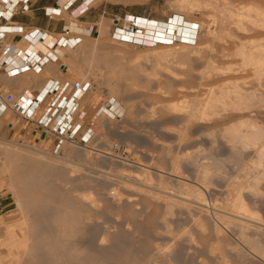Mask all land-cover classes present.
Listing matches in <instances>:
<instances>
[{
	"label": "rangeland",
	"instance_id": "obj_1",
	"mask_svg": "<svg viewBox=\"0 0 264 264\" xmlns=\"http://www.w3.org/2000/svg\"><path fill=\"white\" fill-rule=\"evenodd\" d=\"M98 1L114 15L100 22L99 34L67 51L68 63L78 81L93 84L94 96L118 100L125 115L102 116L94 140L67 142L60 153L12 140L8 121L0 120V197L8 204L0 217V264H264V154L255 141L256 128L264 132V78L257 81L251 68L223 74L243 79L238 84L257 91L256 98L241 101L239 112L221 103L210 111L204 103L211 92L220 95L226 79L202 74L209 60L219 69L242 65L239 56L219 53L224 46L237 51L220 36V10H239L249 0ZM129 16L191 23L194 40L180 44L173 31L168 48L150 36L143 37L146 45L123 41L116 29ZM232 28L264 45L261 30ZM229 119L238 126L253 121L254 140L246 132L251 145L235 140ZM245 127L241 132L251 129ZM236 200L245 204L236 211L254 215L258 225L248 230L226 218ZM13 232L24 236L25 247L8 241Z\"/></svg>",
	"mask_w": 264,
	"mask_h": 264
},
{
	"label": "crops",
	"instance_id": "obj_2",
	"mask_svg": "<svg viewBox=\"0 0 264 264\" xmlns=\"http://www.w3.org/2000/svg\"><path fill=\"white\" fill-rule=\"evenodd\" d=\"M11 1H20L19 7H22V0H9V2ZM60 1L30 0V7L27 11H23L20 7L12 18L9 19V15L3 17L0 22V32L4 34L5 42L12 44L15 49L26 51L30 47V43L24 33L35 30L46 35L45 38L39 39V47L36 45L32 47L35 54H44L46 52L44 50H50V46L60 50L58 51L59 57L57 59L55 57L39 73L29 72L10 76L5 72H0V92L19 96L23 91L30 90L34 95H37L47 85L78 81L74 72L70 70L67 51L80 47L84 38L99 34L100 22L102 20L106 21L109 16L114 15V9L111 7L109 10L108 2L105 4L103 1L99 2L98 0H90L84 8L82 6L85 0H76L70 8L65 9ZM2 4V0H0V9L3 10L4 5ZM57 5L62 7L61 13L59 16H50V10ZM86 9L87 11L83 13ZM68 28L73 31V36L82 38L81 43L76 48H71L61 41L64 30ZM60 41L62 42L61 45H59ZM35 42H37V38ZM39 49L43 52H40ZM92 89L93 84L81 99V114L83 115L77 119V122L82 124L80 133L86 132L91 123L94 124V130H96L101 117L106 116L105 114L98 115V112L107 100L101 101L99 97L94 96ZM48 104L49 101L44 102L35 111L34 122L24 121L18 124L12 121L13 114L8 112L0 115V120L8 121L4 126L6 136L43 151L60 153L64 144L69 142L67 138L50 128L39 126L37 123L39 117L47 109ZM7 207L8 204H5L2 197H0V217L7 213Z\"/></svg>",
	"mask_w": 264,
	"mask_h": 264
},
{
	"label": "built area",
	"instance_id": "obj_3",
	"mask_svg": "<svg viewBox=\"0 0 264 264\" xmlns=\"http://www.w3.org/2000/svg\"><path fill=\"white\" fill-rule=\"evenodd\" d=\"M29 2L30 0H22V7H20L23 11L29 9ZM75 2L76 0H67V4L64 6L65 9L70 8ZM2 3L4 9H0V22L6 15H9V19L12 18L20 9V1L9 2V0H2ZM61 10L62 7L57 5L50 10V16H59ZM86 11L87 9L83 13ZM143 29L139 24L138 17H127V23L125 26L117 28L116 35H118L117 38L123 41L127 40L131 43L141 42L143 45H146L143 40V37H145L142 32ZM124 35H128V37ZM24 36L30 43V47L26 51L17 50L12 44L6 43L4 34L0 32V72H5L10 76L29 72L39 73L55 57V59L59 57L58 51L60 49H54V46H50V50H44L46 52L42 55H37L33 52L32 47L38 46L39 39L45 38V34L34 30L25 32ZM139 36L140 39L137 38ZM36 38L37 42H35ZM81 40L80 36H73V31L69 28L64 30V36L61 39L63 43L71 48H76L81 43ZM192 40L194 39L190 38L187 42H191ZM61 41L59 45L62 44ZM40 52L43 51L40 50ZM91 87V82L74 81L72 83H53L47 85L37 95H34L30 90L23 91L19 96L0 92V115L9 112L14 115L15 121L18 124L24 121L34 122L35 111L44 102L49 101L47 109L39 117L38 125L62 134L69 142L86 145L95 139L97 129L94 130V124L91 123L86 132L80 133L82 124L78 123L77 119L83 115L81 114V99ZM101 114H105L113 120H120L125 115V109L118 100L109 98L98 112V115ZM119 149L118 145L114 146V150L117 151Z\"/></svg>",
	"mask_w": 264,
	"mask_h": 264
},
{
	"label": "bare ground",
	"instance_id": "obj_4",
	"mask_svg": "<svg viewBox=\"0 0 264 264\" xmlns=\"http://www.w3.org/2000/svg\"><path fill=\"white\" fill-rule=\"evenodd\" d=\"M223 1V0H222ZM61 3H62V5L63 6H65L66 4H67V0H61L60 1ZM85 3H84V5L82 6L83 8L85 7V6H87V4L90 2V0H85L84 1ZM228 3H229V1H227ZM245 2H247V1H245ZM211 3V2H210ZM209 3V4H210ZM214 3H215V1H214ZM214 3H212L213 4V6L212 7H214ZM217 3V2H216ZM219 3V2H218ZM227 3V4H228ZM248 4H246L245 5V3L243 2V8L241 7L239 10H234V9H229V7H231V6H227V7H225L227 4L224 2V4H226L224 7L225 8H222L220 11H223L222 13H223V15H222V13H221V15H222V20H220V21H223V23L221 24L220 23V27L223 25V27H224V29L223 28H220L221 29V31H224V32H222V33H224V35H220V36H223V39L225 40H230V41H228V42H230V44H235V47L237 48V51H236V54H232L230 51H228L229 49H227V48H225V46L223 47L224 49L223 50H219L218 49V51H220L219 53H221V57L222 56H224V57H227V58H231V57H233V56H239L240 58H241V66H240V68H238V69H234L233 67V69L232 68H228V69H226L225 67V69H222L223 67H221V69H219V67L218 66H216V65H214V62L215 61H210L209 59V61L207 62V64L209 65V64H212V65H214V66H212V65H210L211 67H209V69H206V70H208V71H206V75L204 74V71H203V76L205 77V76H207L208 75V77L209 76H211V79L213 78L212 77V75H214L215 73H219V74H222V76H223V74L225 75V74H228V73H230L231 71L232 72H236V73H242V71H247V70H249L248 68H251L250 70L252 71L251 73H254L255 74V79H256V77H257V81H259V80H261L262 78H264V45L263 44H254L253 42H256L254 39H252V40H250V42H248V37H246L245 36V38H242V36L240 35L241 33H239V35L240 36H236L235 35V33H233L231 30H233V28L232 29H230L231 28V26L233 25V27H234V29H235V27L237 28V29H239V31L238 32H243V33H245V34H251V32L252 31H254L255 32V30H261L263 33H264V0H249V2H247ZM211 5V4H210ZM217 6V5H216ZM221 6V5H220ZM81 7V8H82ZM217 7H219V6H217ZM216 8V7H215ZM212 9H214V8H212ZM218 12V11H217ZM219 13V12H218ZM216 14V13H215ZM217 15V14H216ZM220 15V16H221ZM218 16H219V14H218ZM217 16V17H218ZM129 17H131V16H129ZM220 18V19H221ZM215 20V19H214ZM216 21V20H215ZM184 22V21H183ZM162 23V22H161ZM215 23H217V21L215 22ZM139 24H140V26L142 27V28H144L143 29V35H145V36H150L152 39H153V41L152 42H154V41H160V42H164V43H160L161 44V47H163V48H166V43H167V41H169L170 40V38H172L171 36V34L173 33V31H177L178 33H179V35H177L175 38H179V41H182V42H180V44H184V45H187V42L186 41H189V39L191 38V34H192V25H191V23H189V24H186V22L184 23L185 24V26L184 27H182L181 26V24H182V21L181 20H179L178 22H176L174 19L171 21V23H169V24H162V25H159L158 24V22H156V21H151V20H149V19H147V18H143V17H139ZM219 25V24H218ZM165 28H167V30H168V33L166 32V31H164V29ZM146 32H145V31ZM220 31V32H221ZM233 31H237V30H233ZM260 31V32H261ZM166 32V33H165ZM257 32H259V31H257ZM259 32V33H260ZM242 33V34H243ZM258 33V34H259ZM165 34V35H164ZM244 34V35H245ZM255 34V33H254ZM261 34V37L263 38V35L264 34H262V33H260ZM260 34H259V36H260ZM82 35V34H81ZM253 35V34H252ZM251 35V36H252ZM256 35V34H255ZM125 37H128V35H124ZM140 37V36H139ZM244 37V36H243ZM250 37V36H249ZM254 37V36H253ZM138 38V37H137ZM146 37H144V39H145ZM262 38H260V39H262ZM219 39V38H218ZM221 39V38H220ZM244 39H247V41L246 40H244ZM223 40V42L225 43V41ZM263 40V39H262ZM127 41V40H126ZM252 41V42H251ZM264 41V40H263ZM170 42H172V41H170ZM221 42H222V39H221ZM258 42V41H257ZM176 43V42H175ZM168 44V43H167ZM164 45H165V47H164ZM228 45H229V43H228ZM169 46V45H168ZM168 46H167V48H168ZM179 46H181V45H179ZM170 47V46H169ZM221 47V48H222ZM227 47V46H226ZM230 48V47H229ZM211 50H212V48H211ZM216 51V50H215ZM197 53L199 52V51H196ZM195 52V53H196ZM192 53V52H191ZM193 53H194V51H193ZM196 53V54H197ZM204 53V52H203ZM214 53V52H213ZM215 55V54H214ZM219 55V54H218ZM217 55V56H218ZM187 56V55H186ZM202 56V55H201ZM200 57V56H199ZM214 57V56H213ZM216 57V56H215ZM178 58V57H177ZM205 59V58H204ZM212 59H214V58H212ZM211 59V60H212ZM205 63H206V61H204ZM209 62H211V63H209ZM217 69H216V68ZM206 68H207V66H206ZM222 70V71H221ZM248 72V71H247ZM198 73H200V72H198ZM218 74V75H219ZM234 74V73H233ZM243 74H245L244 72H243ZM218 75H216V76H218ZM239 75V74H238ZM216 76H214L215 78H217ZM221 76V77H222ZM202 77V76H201ZM218 77H220V76H218ZM229 77V76H228ZM228 77L227 78H225L226 79V81H225V83H224V85L222 86V88H221V93H220V95L218 96L215 92H211L210 93V95H208L209 97H208V99H207V101L204 103V107H206V109L208 110V109H210V111H212L211 109L212 108H215L217 105L219 106L220 104L219 103H221V104H223V105H227V104H230L229 106L231 107V105L232 106H234V105H236V107H234V109L236 110V111H238L239 112V110H244V107L242 106V105H246V103H244V102H241V101H243V100H245L246 98H248L249 97V95L251 96V97H253L254 96V98H256V96H255V93L257 92V91H255V92H253V91H251V89H250V92H249V90L248 89H246V90H248V91H246V90H244L245 89V87L242 85V84H244V83H242V81H240V80H243V79H240L239 77V80L238 79H232V78H234V77H229V79H228ZM206 78V77H205ZM214 78V79H215ZM209 79V78H208ZM223 79H224V76H223ZM224 79V80H225ZM237 81H239V82H237ZM243 82H245V81H243ZM256 82V81H255ZM238 83H242V84H238ZM246 84V83H245ZM241 85H242V87H244V88H242L241 87ZM247 85V84H246ZM251 85V87H253L252 86V84H250ZM254 85V84H253ZM256 86L258 85H260L259 83L257 84H255ZM257 86V87H258ZM250 87V86H249ZM260 87V86H259ZM247 88V87H246ZM253 90V89H252ZM256 90H258V89H256ZM251 92H253V93H251ZM235 94V98L233 99V96L231 95V94ZM260 93H258V95H259ZM260 97V96H259ZM258 97V98H259ZM249 99H250V97H249ZM249 99H247V103H250V102H248V100ZM246 101V100H245ZM238 105H237V104ZM241 103H244V104H241ZM241 104V105H240ZM239 105L240 106H242V107H240L241 109H239L238 110V107H239ZM203 106V105H202ZM221 107V106H220ZM227 107H228V105H227ZM246 108H247V106H245ZM237 108V109H236ZM249 108V107H248ZM247 108V112H248V109ZM221 109V108H220ZM230 109V108H229ZM228 109V110H229ZM224 110V109H223ZM232 111H233V109H232ZM231 111V112H232ZM246 111V110H245ZM196 112V111H195ZM213 112H215V111H213ZM241 112V111H240ZM230 113V112H229ZM245 113V112H244ZM193 114V113H192ZM196 114V113H195ZM195 114H193V116L195 115ZM204 114V113H203ZM238 114V113H237ZM247 114V113H246ZM215 115H217V113L215 112ZM224 115V114H223ZM201 117V116H200ZM203 117V116H202ZM209 117V116H208ZM224 117V116H223ZM248 117V116H247ZM232 118V117H231ZM245 118V117H244ZM203 119H205V117H203ZM212 119V118H211ZM216 119H217V117H216ZM222 119H224V118H222ZM248 119H251V118H249L248 117ZM215 120V119H214ZM229 120H231V121H229ZM228 120V122H229V124L228 125H230L231 123L230 122H232L234 119H229ZM245 120V119H244ZM240 121H241V119H240ZM246 121V120H245ZM227 122V123H228ZM248 121H246L245 123H240V125L238 126V125H236V122L234 123V122H232L233 123V125L231 126V128H229L230 130L231 129H233V134H234V138H235V140H241V142H242V140H243V142L245 141V145H246V141L248 142V138H249V135L248 134H250L251 132H253V136L255 135L254 134V131H256V130H258L257 132H255V133H257L256 134V137H257V139H255V141H257L256 143H260L261 142V148H259L261 151L260 152H262L261 153V157H263L262 155L264 154V140H263V137H264V135H262V134H264V132L262 133V131H261V133H258L262 128V126L260 127L261 129L259 130L258 129V127L257 126H253V125H255L254 123H253V121H251L250 120V123L251 124H249V122L247 123ZM253 123V124H252ZM219 123H217V125H218ZM237 124H239V122L237 121ZM241 124L245 127L246 125L248 126V127H251V129L249 128V130L247 129L245 132H241V130L242 129H240V128H244V127H241ZM219 125H221V123L219 124ZM225 125H226V123H225ZM228 125H226V126H228ZM252 125V126H251ZM245 127V128H248V127ZM228 127H230V126H228ZM256 128V130H254L255 128ZM264 128V127H263ZM239 129V130H238ZM245 130V129H244ZM243 130V131H244ZM250 130H251V132H250ZM254 130V131H253ZM250 132V133H246V132ZM252 135V133L250 134V136ZM251 138H253L252 136H251ZM254 138H255V136H254ZM254 138H253V140H254ZM248 139V140H247ZM234 140V141H235ZM4 141V140H3ZM8 141V140H7ZM7 141H5V142H7ZM10 142V141H9ZM237 142V141H236ZM231 143H232V141H231ZM240 143V142H239ZM249 143V145H251L250 144V142H248ZM255 143V144H256ZM7 144V143H6ZM10 144H11V142H10ZM234 144V143H233ZM253 144V143H252ZM254 144V145H255ZM242 145V144H241ZM243 145H244V143H243ZM242 145V146H243ZM234 146V145H233ZM239 146V145H238ZM256 146H258V145H256ZM235 147H237V146H235ZM37 149V148H36ZM256 150V149H255ZM1 151V150H0ZM39 152H43V150H38ZM72 151V150H71ZM71 151L69 150V153H71ZM7 152L8 153H12V152H10V151H8V149H7ZM257 153H259V151L257 152ZM3 154H5V153H3ZM8 155V154H7ZM19 155H21V153L19 154L18 153V155L17 156H19ZM35 156V155H34ZM257 156H260V155H257ZM22 157V156H21ZM24 157V156H23ZM26 157V156H25ZM24 157V158H25ZM18 158V157H17ZM16 158V159H17ZM20 159H22V158H20ZM59 159V158H58ZM61 159V158H60ZM258 159H260V158H258ZM64 161V160H63ZM261 161H263V160H260V162ZM34 162V161H33ZM59 162V161H58ZM61 162V161H60ZM263 163V162H262ZM262 163H260V165H262ZM257 165H258V163H256ZM260 165L258 166V167H260ZM263 168V167H262ZM257 169H260V168H257ZM89 172H90V170H89ZM92 172V171H91ZM198 196V195H197ZM174 197V196H173ZM170 198V197H169ZM188 199V198H187ZM199 199V198H198ZM200 201V200H199ZM202 201H204V200H202ZM202 201L200 202V205L202 206L203 204H205V203H203L202 204ZM240 202V201H239ZM238 203V200H236V202H235V207H234V205L231 207V208H233V209H235L236 208V205H237V207H239V206H241L242 204H244V203H242L241 205H239V203ZM199 206V205H198ZM245 206V204L243 205V206H241V207H244ZM205 207V206H204ZM247 207V206H246ZM201 208V207H200ZM202 209V208H201ZM207 209V208H206ZM241 209V208H240ZM244 209H246V208H244ZM243 209V210H244ZM200 210V209H199ZM232 210V209H231ZM234 212H232V211H230V212H232V213H227L228 214V216H226V218H228V220H233V221H235V222H237V225H238V223L240 224V226H243L244 228H247V227H249V226H251V224H252V226H253V224H255V223H257V224H255V226L256 225H258V222H259V220H257V219H255L254 217V215L252 216L251 214H249L248 212H245V211H243V212H237L236 211V209L235 210H233ZM249 212H250V210H248ZM253 214V213H252ZM255 214V213H254ZM219 216V215H218ZM225 216H223V218H225ZM220 217H222V215L220 216ZM232 221V222H233ZM260 224L261 223H259V226H260ZM258 226V227H259ZM243 227H240V228H243ZM258 227H255V228H258ZM254 228V229H255ZM249 229H251L250 227L248 228V230ZM261 229V228H260ZM243 230V229H242ZM242 230H241V232H242ZM246 230V229H245ZM248 230H246V231H248ZM263 230V229H262ZM259 231H261V230H259ZM243 232H244V230H243ZM10 238L12 239V240H10ZM9 238V240L8 241H11V242H14V244H15V247H16V244H17V246L19 247V245H22L23 243H24V236L22 235V234H16V232H13V234L11 235V237ZM26 244V243H25ZM25 244L24 245H22V246H24L25 247ZM22 246H20V247H22ZM17 247V248H18ZM19 247V248H20ZM10 249H12V246L10 247Z\"/></svg>",
	"mask_w": 264,
	"mask_h": 264
},
{
	"label": "trees",
	"instance_id": "obj_5",
	"mask_svg": "<svg viewBox=\"0 0 264 264\" xmlns=\"http://www.w3.org/2000/svg\"><path fill=\"white\" fill-rule=\"evenodd\" d=\"M175 39H176V40H179V38H174L173 40H175Z\"/></svg>",
	"mask_w": 264,
	"mask_h": 264
},
{
	"label": "water",
	"instance_id": "obj_6",
	"mask_svg": "<svg viewBox=\"0 0 264 264\" xmlns=\"http://www.w3.org/2000/svg\"><path fill=\"white\" fill-rule=\"evenodd\" d=\"M176 42H181V41H177V40H176Z\"/></svg>",
	"mask_w": 264,
	"mask_h": 264
}]
</instances>
